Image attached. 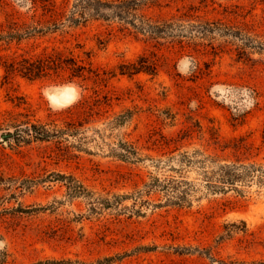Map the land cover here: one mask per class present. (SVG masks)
<instances>
[{"label": "rangeland", "instance_id": "rangeland-1", "mask_svg": "<svg viewBox=\"0 0 264 264\" xmlns=\"http://www.w3.org/2000/svg\"><path fill=\"white\" fill-rule=\"evenodd\" d=\"M36 1L35 13L43 16ZM71 1L56 0L57 11ZM159 4L151 14L187 11L264 33V0ZM32 12L28 1L0 0V22L28 19ZM51 53L73 57L85 66V78L60 67L38 78L5 77L0 67V118L28 110L46 120L51 111L74 105L73 118L91 107L93 119L129 108L131 119L113 133L144 152L196 146L222 159L264 163L263 56L241 61L226 49L213 55L208 47L154 45L116 21L90 20L19 45L2 44L0 63ZM141 56L156 74L120 73ZM107 120L86 125L104 129L103 141L89 140L92 153L59 152L49 142H0V264H264V188L255 184L244 196L216 194L130 217L111 209L91 212L87 198L67 194L69 175L94 196L128 192L143 178L142 168L107 154Z\"/></svg>", "mask_w": 264, "mask_h": 264}, {"label": "trees", "instance_id": "trees-1", "mask_svg": "<svg viewBox=\"0 0 264 264\" xmlns=\"http://www.w3.org/2000/svg\"><path fill=\"white\" fill-rule=\"evenodd\" d=\"M30 2L33 8L28 19H12L0 22V45L10 47L23 41L45 36L64 27L84 25L90 20L118 22L122 28L134 35H140L154 45L209 48L213 55L226 50L233 52L236 60H252V54L264 57V33L247 24L233 23L221 18H207L199 14L182 11L169 16H155L150 9L159 6L160 0H72L70 6L57 11L56 0L50 6L40 0L42 15L37 16L36 0ZM256 1V0H254ZM263 1V0H260ZM61 3L68 0H60ZM49 13V18L44 15ZM54 15V17H53ZM59 53L40 54L34 58L22 56L0 63L3 74H20L28 78H38L48 69L55 67L70 71L71 77L85 78V66L73 57ZM141 56L128 63L120 73L156 74L155 67L142 60ZM198 68V67H197ZM200 69V68H199ZM73 106L50 112L46 120L34 119L28 110L8 111L0 118V142L10 147H19L32 142H49L59 152L92 153L88 147L90 139L103 141L104 129L86 126L99 119L105 121L108 129L107 154L133 166L142 168L144 176L128 192H105L104 196H94L77 179L69 175L65 184L67 194L82 196L89 200V210L111 209L115 213L142 216L144 209L162 207H187L204 197L233 192L244 196L248 188L255 184L264 188V163L240 159L226 160L218 154L202 147L175 146L156 153L144 152L142 146L113 131L125 125L132 116L129 108L104 118H92V108L84 116L73 118ZM171 119L174 115L169 116ZM92 130L87 134V130ZM149 149V148H147ZM130 200V204H125Z\"/></svg>", "mask_w": 264, "mask_h": 264}]
</instances>
